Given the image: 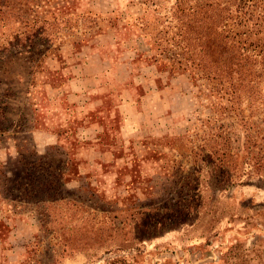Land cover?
Returning a JSON list of instances; mask_svg holds the SVG:
<instances>
[{
	"label": "rangeland",
	"instance_id": "1",
	"mask_svg": "<svg viewBox=\"0 0 264 264\" xmlns=\"http://www.w3.org/2000/svg\"><path fill=\"white\" fill-rule=\"evenodd\" d=\"M180 1L0 0V264H264V83L170 70Z\"/></svg>",
	"mask_w": 264,
	"mask_h": 264
},
{
	"label": "trees",
	"instance_id": "2",
	"mask_svg": "<svg viewBox=\"0 0 264 264\" xmlns=\"http://www.w3.org/2000/svg\"><path fill=\"white\" fill-rule=\"evenodd\" d=\"M187 1L181 0V5L176 6L180 21L177 27L180 51L172 53V58L165 56L172 62L170 70H187L192 73V79L214 82L213 88L228 94L229 100L236 104L241 100V92L250 99H261L264 83V0H191L192 3L184 6ZM48 20L39 16L37 20L33 19V24H47ZM24 22L27 24L28 20ZM36 35H41V31L34 29L32 33H26L25 39L31 42ZM23 43L17 41V52L30 47L29 44L23 46ZM7 46L1 45L4 49ZM162 52L167 55L164 49ZM44 57L45 53L38 64L44 62ZM0 103L3 104L1 99ZM7 129L0 126V134ZM37 161L23 173L24 176L17 173L16 181L27 174L38 180L41 163L37 164ZM48 170L46 181L41 185L47 193L42 201L50 204L57 201L55 196L59 197L58 187L66 174L58 166Z\"/></svg>",
	"mask_w": 264,
	"mask_h": 264
},
{
	"label": "crops",
	"instance_id": "3",
	"mask_svg": "<svg viewBox=\"0 0 264 264\" xmlns=\"http://www.w3.org/2000/svg\"><path fill=\"white\" fill-rule=\"evenodd\" d=\"M94 60V59H93ZM96 69V68H95ZM101 69V70H100ZM106 69V66H104V67H99V71L96 69V71H98V72H95L92 76H91V78H92V81H91V85H97V86H99V87H105V88H109L110 87V83L113 81H111V80H109V78L108 77H110V76H112L111 74H113L114 76L116 75V73L115 72H110V73H108L107 72V70H105ZM104 79V80H103ZM105 98H107V96L106 97H102L101 96V100L100 101H104V99ZM109 99V98H108ZM105 107V106H104ZM108 108V107H107ZM82 109H84V107L82 108ZM104 109V108H103ZM90 114L92 113V112H89ZM98 114V113H97Z\"/></svg>",
	"mask_w": 264,
	"mask_h": 264
}]
</instances>
